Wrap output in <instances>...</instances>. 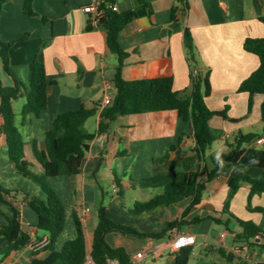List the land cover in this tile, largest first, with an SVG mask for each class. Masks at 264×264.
<instances>
[{
	"label": "crops",
	"instance_id": "0c3cea01",
	"mask_svg": "<svg viewBox=\"0 0 264 264\" xmlns=\"http://www.w3.org/2000/svg\"><path fill=\"white\" fill-rule=\"evenodd\" d=\"M26 1L6 2L0 20V38L5 43L19 41L10 51V71L20 81L28 84L29 67L36 56L46 66L50 84L48 108L40 117L23 116L25 99L15 103L16 125L26 142V160L33 170L42 173L36 151L45 150V136L54 117L82 108L105 107V98L113 99L116 95L113 79L118 58L110 51L107 33L95 15L84 10L93 0H33L31 6L36 16L25 13ZM145 1L153 7L154 14L134 20L120 33V44L128 53L124 78L172 77L175 91L188 89L191 86V67L185 48V30L188 28L204 67L211 70L212 94L206 100L207 106L211 111L227 109L229 117L210 120L216 141L205 155L203 167L207 173L202 182H206L208 173L217 168L218 172L206 182L202 202L185 216L192 199L141 214L133 213L136 203H146L163 194L162 185L169 178L179 172L197 171L200 164L192 150L195 146L193 132L176 111L121 116L113 123L109 134L97 136L90 143L78 175L52 179L65 205L67 218L60 237V240L64 239L57 249L61 250L66 242L76 238L75 219L78 217L91 251L98 219L88 206V200L92 198L95 205H101L107 191L105 187H108L113 191L110 206L106 207L108 215L121 225L143 234H153L162 232L171 222L183 220L164 237H168L167 242L160 243L159 239L151 237L136 240L121 233L109 234V245L125 249L133 264L140 252L146 253L140 264L150 256L164 258L166 255L169 256L168 263L172 264L180 252L172 244L180 233L196 236L189 264H264V248L238 243L236 236L242 231L240 224L223 212L233 168L221 159L230 152L229 145L234 143L233 137L237 133H253L254 130L263 133L264 96H254L250 109L249 94L240 93L239 88L260 67V59L248 53L244 45L248 38H264V0H185L186 9L179 20L173 17L175 0ZM115 5L122 13L136 10L140 3L139 0H115ZM89 26L93 29L88 30ZM24 36L26 39L21 41ZM0 71V81L12 85L2 63ZM99 115L100 112L86 122L88 134L96 133ZM184 132L188 136L182 139ZM122 147L127 155L118 157ZM247 173L256 178L262 175L257 169H248ZM0 185L46 200L39 185L14 170L6 140L1 135ZM249 196L250 186L243 184L232 201L230 212L237 219L252 221L264 229V194L252 198L253 208H262V211L248 209ZM17 197H0V226L14 218L16 209L18 220L22 228L28 230L32 241H47L49 235L37 228V213ZM237 208L240 214L236 212ZM86 209L90 212L86 213ZM257 214L262 216L255 217ZM196 219L200 220L195 222ZM224 223L232 225L223 230ZM65 233L68 234L66 239ZM40 237L42 241H38ZM255 242L264 244L262 240ZM33 245L4 259L1 251L7 243H0L1 264H19L23 259L31 263L34 254L42 260L49 256L48 251L34 249ZM197 246L199 249L196 250ZM218 249L232 254L233 259L222 257Z\"/></svg>",
	"mask_w": 264,
	"mask_h": 264
},
{
	"label": "trees",
	"instance_id": "16d2710c",
	"mask_svg": "<svg viewBox=\"0 0 264 264\" xmlns=\"http://www.w3.org/2000/svg\"><path fill=\"white\" fill-rule=\"evenodd\" d=\"M8 0H0V20L4 6ZM32 1L27 0L24 11L29 16H36L32 9ZM173 17L176 20L182 18L186 9L185 0H175ZM136 10L118 12L115 10V0H101L98 10V22L107 33V43L110 51L117 56L118 65L113 84L116 95L111 105L92 109L82 108L78 111L60 113L52 121L51 128L45 136V150L36 151L37 159L42 166L41 177L37 176L32 165L26 160V142L16 125L15 103L25 99L22 109L23 116L34 115L40 117L48 108L49 82L47 80L46 66L36 56L29 67L28 84L17 79L10 71V51L19 41L5 43L0 38V59L3 70L12 85H4L0 81V135L6 140L8 155L14 170L22 177L38 184L46 194V200H41L23 191L7 190L0 185V197L4 195L16 196L21 194L22 201L38 215L37 228L46 232L48 243L44 247L49 256L42 260L34 254L30 264H83L89 247L86 241L84 226L76 217L77 236L65 243L61 250L57 249L58 241L66 228V208L58 195L49 184L48 179L73 177L80 173L82 163L90 150V143L100 135L109 134L112 125L121 116L145 114L157 111H176L179 118L193 132L195 146L192 149L196 154L199 168L192 172H179L169 178L162 185L163 194L146 203H136L132 212L141 214L160 206H170L185 199H192L191 205L185 211L184 216L193 207L202 202L206 182L217 174L218 168L208 173L206 182L202 178L207 171L203 167L206 153L212 149L216 139L210 129V120L214 117L229 119L227 109L224 111H211L206 100L212 94L211 70L204 67L199 56L191 31L185 30V48L191 67V86L182 91L174 90L172 77H160L155 79L127 80L124 78L125 60L128 53L120 44V33L134 20L150 17L154 14L153 7L145 0H139ZM93 27L89 26L88 30ZM26 36L22 37L24 41ZM245 50L256 55L260 59V67L240 88V93L250 96V109L253 106V98L256 95L264 96V38H248L245 41ZM100 112L98 127L95 134L85 131L86 122ZM262 122L264 124V102L262 104ZM188 136L182 134V139ZM264 136L254 133L239 132L235 136L234 143L230 144V152L221 158L232 165V180L229 185V193L224 205V213L230 214L240 224L241 233L236 236V241L250 243L252 246L264 248L263 243H256L260 238L264 241V229L252 221L237 219L230 212L231 204L243 184L250 186L248 209L250 211H262V208H253L252 198L264 194V148L257 147L254 142ZM121 145L124 140L121 138ZM127 155L125 149L120 150L118 157ZM219 165V163L217 164ZM248 169L262 171L258 178L247 173ZM119 181L117 184L119 186ZM18 211L9 219L8 223L0 226V243H7L1 251L4 259L17 253L26 247L35 244L28 232L23 231L22 224L18 220ZM98 224L93 232L91 252L99 264H105L108 257L117 258L122 264H133L131 256L123 248H112L106 238L111 233H121L136 237L164 238L168 232L183 223L174 221L160 233L143 234L132 227L115 222L107 212L106 207L101 206L98 211ZM200 219H196L197 222ZM41 237L38 241H42ZM37 241V242H38ZM218 254L227 260H232L233 255L223 249L217 250ZM193 255L192 247H185L176 255L172 264H189Z\"/></svg>",
	"mask_w": 264,
	"mask_h": 264
},
{
	"label": "built area",
	"instance_id": "2783aa9c",
	"mask_svg": "<svg viewBox=\"0 0 264 264\" xmlns=\"http://www.w3.org/2000/svg\"><path fill=\"white\" fill-rule=\"evenodd\" d=\"M101 4V0H93L91 4H89L88 6H86L84 8L86 13H92L95 15L96 20L98 21V10H99V6ZM115 10L116 9V5L114 6ZM113 99L110 97H106L105 101H104V106H109L111 105ZM256 145L258 146H263L264 145V136L258 138L256 140ZM90 209H86V213H89ZM225 235L223 234V237ZM48 243L47 241H42L39 243H35L33 245L34 249H41L44 248L46 246V244ZM196 244V236L193 234H184V233H180L177 234L174 237V241H173V248L177 251L182 250L185 247H193ZM146 257V253L145 252H140L136 255V259L137 262H134V264H140L139 262L141 260H143ZM83 264H99L95 258L92 255L91 251H88L87 256L85 258V261L83 262ZM105 264H122L121 261L117 258H111L108 257L105 261Z\"/></svg>",
	"mask_w": 264,
	"mask_h": 264
},
{
	"label": "rangeland",
	"instance_id": "374dc122",
	"mask_svg": "<svg viewBox=\"0 0 264 264\" xmlns=\"http://www.w3.org/2000/svg\"><path fill=\"white\" fill-rule=\"evenodd\" d=\"M0 61H1V59H0ZM1 63H2V61L0 62V65H1ZM0 73H2L1 71H0ZM85 129V131L87 130L86 128H84ZM254 134H256V135H262L263 133H262V131H259V130H254V132H253ZM236 136V135H235ZM235 136L233 137V141H234V139H235ZM259 148H264V147H261V146H259ZM209 152V151H208ZM207 152V153H208ZM33 170V169H32ZM33 172L37 175V176H40L41 177V175H42V173H38L35 169L33 170ZM26 179V178H25ZM29 180V179H28ZM32 181V180H31ZM32 183H34V184H36L35 182H33L32 181ZM55 182H53L52 181V179H48V184L54 189V190H56V187H55V184H54ZM38 185V184H37ZM106 188V190L107 191H105L106 193H105V195H104V197H103V202L101 203V205H95L94 204V202H93V199L91 198V199H89L88 200V206L90 207V209L93 211V213H94V215H95V217L98 219V221H99V218H98V211H99V209H100V207L101 206H104V207H109L110 206V203H111V201H112V190H110L108 187H105ZM114 194V193H113ZM18 199H22V195L21 194H19L18 195V197H17ZM107 209V208H106ZM237 211L236 212H238L239 214H240V211L238 210V208L236 209ZM262 215L261 214H257V215H255V217H258V218H260ZM112 218V217H111ZM116 218H117V216H116ZM242 218V217H241ZM113 219V218H112ZM114 220V219H113ZM115 220H117V219H115ZM114 220V221H115ZM116 222V221H115ZM230 225H232L231 223L230 224H227V223H224L223 225H222V229L223 230H225L226 228H228ZM116 235V234H115ZM117 235H121L120 233H117ZM123 235V234H122ZM64 237H65V239L66 238H68V234H66L65 233V235H64ZM127 237H130V238H132V239H136V240H145L146 238L145 237H136V236H131V235H127ZM61 239V238H60ZM59 239V241H58V243L60 242V241H62V240H60ZM106 240H107V238H106ZM168 241V237H166V238H164V239H159L158 240V242H167ZM109 244V243H108ZM113 248V247H112ZM44 249V248H43ZM43 249H41V250H43ZM197 249H199V247L197 246V248H196V250ZM40 250V249H39ZM40 250V251H41ZM34 251V250H33ZM262 250H260V252H261ZM205 254V253H204ZM168 255H166L164 258H158V257H154V256H150V257H148L145 261H143L141 264H169L168 262ZM3 257L2 256H0V264H1V259H2ZM29 259H31V256L29 257ZM11 263V262H10ZM3 264V263H2ZM7 264H9V263H7ZM19 264H30V261L28 260V259H23L22 260V262L21 263H19Z\"/></svg>",
	"mask_w": 264,
	"mask_h": 264
},
{
	"label": "water",
	"instance_id": "95a60500",
	"mask_svg": "<svg viewBox=\"0 0 264 264\" xmlns=\"http://www.w3.org/2000/svg\"><path fill=\"white\" fill-rule=\"evenodd\" d=\"M24 223H26V221H23ZM23 229V231H25V232H27L28 230H26L24 227L22 228ZM261 239L260 238H258L256 241L257 242H259Z\"/></svg>",
	"mask_w": 264,
	"mask_h": 264
}]
</instances>
